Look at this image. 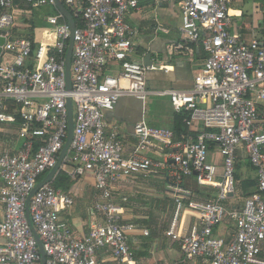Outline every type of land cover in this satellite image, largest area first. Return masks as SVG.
Wrapping results in <instances>:
<instances>
[{
  "label": "built area",
  "instance_id": "obj_1",
  "mask_svg": "<svg viewBox=\"0 0 264 264\" xmlns=\"http://www.w3.org/2000/svg\"><path fill=\"white\" fill-rule=\"evenodd\" d=\"M21 1L30 7L26 11L42 6L54 9L45 19L53 41L37 43L32 51L30 41L13 37L18 14L26 11L18 10L15 0H0V37L4 39L0 125L16 124L21 143L14 153L0 154V264H41L32 228L41 242L45 264H98L101 253H107L114 264H140L128 243L137 228L123 220L128 198L116 187L164 168L177 194L165 236L179 246L185 261L264 264V130L259 122L264 110V37L246 43L233 29L236 16L231 7L236 0H173L184 44L199 46L205 59L190 91L159 92L146 90L145 73L152 66L132 58L138 31L126 17L138 10L142 0H85L83 8L84 0H60L80 14L73 33L54 0ZM258 12L259 8L253 15ZM260 12L264 14V5ZM71 37L67 90L65 57ZM184 44L174 47L182 49ZM110 63L119 66L116 77L102 75ZM150 94L166 96L175 113L187 112L185 126L191 129L199 122L200 133L176 139L169 129L139 121L133 128L135 144L126 153L117 132L107 131L104 113L121 97L145 103ZM68 99L73 130L61 169L76 182L90 179L99 194L93 206L97 220L81 238L74 237L60 220V214L73 205V197L54 189L53 180L30 197L31 225L25 216L27 199L55 167L64 147ZM209 143L222 159L221 174L208 160ZM239 147L255 170L256 185L242 206L234 209L227 203L236 191ZM153 155L163 160L154 162ZM190 176L199 187L214 189L216 196L207 201L190 198L180 188ZM182 209L194 214L198 224L189 229L179 226L176 220ZM226 222L235 227L229 238L215 237L214 229Z\"/></svg>",
  "mask_w": 264,
  "mask_h": 264
},
{
  "label": "crops",
  "instance_id": "obj_2",
  "mask_svg": "<svg viewBox=\"0 0 264 264\" xmlns=\"http://www.w3.org/2000/svg\"><path fill=\"white\" fill-rule=\"evenodd\" d=\"M15 1H17L15 4L18 10L26 11L27 5L21 0ZM239 1L236 0L232 4L234 8H231V14L236 16L233 19V29L246 43H250L253 37L261 39L264 37V14L260 11L264 4L258 7L259 12L255 15H253L255 9L252 8L249 16L238 9ZM51 14L52 10L48 6L27 10L25 13L18 14L14 29L19 33L27 31L28 25L24 21L31 20L35 27L34 41L50 43L53 41V31L45 19ZM126 18L128 23L138 31L134 40L132 58L142 62L145 55L149 54L151 57L152 69H148L145 73L146 90L148 92L190 91L194 76L202 69L205 54L199 46L184 44L180 32V13L175 1L142 0L138 10L129 12ZM177 44H184V47L176 49L174 46ZM118 74L119 66L115 63L106 65L102 71L103 76L116 77ZM175 114L166 96L157 97L150 94L145 103L133 97H121L112 110L104 113V121L107 131L115 130L126 153H129L135 144L133 128L139 121H144L149 127L169 129L173 132ZM259 122L264 130V110L259 113ZM201 126V123L196 122L193 128H187V130L196 136L200 133ZM20 144L17 138V126L2 123L0 154L14 153L19 149ZM150 159L154 162L163 160L160 155L150 156ZM208 160L218 167V172L221 174L222 159L214 147L209 149ZM67 168L68 166L65 167ZM235 181L236 188L238 184L244 185L241 190L243 197L240 204H237L234 202V194L227 203V207L238 209L242 206L244 199L255 190L256 185L255 170L243 147H239L236 153ZM173 187V180L165 168L156 169L145 177H135L116 187V191L128 198L123 205L125 209L123 220L137 228L129 236L128 243L135 260L140 264H203L199 260L185 261L179 246L165 236L175 212L174 198L177 194L172 190ZM180 188L188 192L189 197L198 201H202L199 191L206 190L197 187L192 179H186L181 183ZM70 193L73 197V205L60 214V220L70 229L74 237L81 238L97 220L93 206L99 194L93 189L90 179L76 182ZM182 202L185 204L186 198ZM176 221L185 229L198 224L197 217L183 209L179 212ZM234 229L232 222H226L215 228L213 234L215 237L228 239ZM143 230L147 231V235L142 234ZM143 239L150 240L143 241ZM98 264L114 263L107 253H101Z\"/></svg>",
  "mask_w": 264,
  "mask_h": 264
},
{
  "label": "trees",
  "instance_id": "obj_3",
  "mask_svg": "<svg viewBox=\"0 0 264 264\" xmlns=\"http://www.w3.org/2000/svg\"><path fill=\"white\" fill-rule=\"evenodd\" d=\"M16 2L17 1H15V3ZM262 4H264V2ZM84 5H85V0H84V3L82 5V8L84 7ZM64 7L66 8V10L71 15L72 20L74 22V25H76L78 27L79 24H80V14L78 12H76V14H75L74 12H72L65 5H64ZM28 8H30V7H27V9ZM51 10H52V14H53L55 11L52 8H51ZM24 23H26L28 25V30L27 31H24L22 33H19L16 29H13L12 30L13 37L19 38V39H25V40L30 41L31 44H32V51H33L35 49V47H37V43L34 41V29H35V27H34L33 23L31 22V20L24 21ZM8 108H9V110H11V109L13 110V106H11V105H9ZM188 115L189 114L187 112H180V113H176L175 114V129L173 130V133H174L176 139L185 138V137H187L189 135L195 136L194 134H192L191 132H189L187 130V127L185 126V120L188 118ZM208 146H209V149H210V148L213 147V144L212 143H209ZM186 179H192V180L195 181V179H194L193 176H190L189 178H186ZM186 179H184V181ZM75 184H76V181L70 179L69 176L61 168L58 170V172L56 173V175H55V177H54V179H53V181L51 183V185H52V187L54 189L59 190V191H61L63 193L70 192L71 189H72V187ZM195 185L197 187H199L196 184V182H195ZM205 189L206 190L199 191V196L202 199V201L210 200V199H212V198H214L216 196V191L214 189H211V188H205Z\"/></svg>",
  "mask_w": 264,
  "mask_h": 264
},
{
  "label": "water",
  "instance_id": "obj_4",
  "mask_svg": "<svg viewBox=\"0 0 264 264\" xmlns=\"http://www.w3.org/2000/svg\"><path fill=\"white\" fill-rule=\"evenodd\" d=\"M56 9L63 15L64 19L66 20L69 29L71 31V33H73V30L75 28L74 22L72 20L71 15L69 14V12L66 10V8L64 7V5L60 2V0H54ZM4 44V39L0 37V54H1V47ZM72 45H73V39L72 37L70 38L69 41V45H68V49L66 52V57H65V82H66V89L70 90V76H69V69H70V60H71V56H72ZM142 64L145 67H150L152 65L151 62V57L149 54L145 55L143 60H142ZM66 107H67V113H68V127H67V138L64 144V147L58 157L57 163L55 165V167L46 175V177L35 187V189L32 191L31 195L29 196V198L27 199V203H26V210H25V216L26 219L28 221V223L31 225L30 220H29V213H28V203L30 200V197L43 185L51 182L56 173L58 172V170L61 168L63 160L65 158V156L67 155V151H68V146L70 144V141L72 139V130H73V124H72V114H73V109H72V103L71 101L68 99L66 101ZM193 175L195 176L196 173H193ZM32 228V227H31ZM32 233L33 236L35 238L37 247H38V251L41 257V264H45V254L41 245V242L35 232V230L32 228Z\"/></svg>",
  "mask_w": 264,
  "mask_h": 264
},
{
  "label": "rangeland",
  "instance_id": "obj_5",
  "mask_svg": "<svg viewBox=\"0 0 264 264\" xmlns=\"http://www.w3.org/2000/svg\"><path fill=\"white\" fill-rule=\"evenodd\" d=\"M263 2H264L263 0H240L239 1V4H238V9L246 12L250 16L251 15L252 8H254L255 10L258 9V7ZM233 6L231 8H234ZM69 9L72 12L74 11L71 8H69ZM261 28H262V26H261ZM243 186L244 185L241 183V184H238V187L236 188V191H235V201L234 202L237 203V204H240V202L242 200L243 195H242L241 190L243 189ZM147 240H150V239H143V241H147ZM146 248H149V247L146 246Z\"/></svg>",
  "mask_w": 264,
  "mask_h": 264
}]
</instances>
